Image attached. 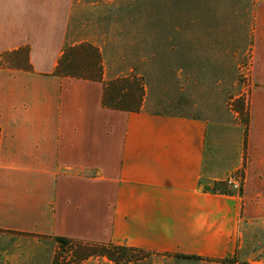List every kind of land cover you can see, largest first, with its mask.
I'll return each mask as SVG.
<instances>
[{"label": "crops", "instance_id": "obj_1", "mask_svg": "<svg viewBox=\"0 0 264 264\" xmlns=\"http://www.w3.org/2000/svg\"><path fill=\"white\" fill-rule=\"evenodd\" d=\"M72 3L0 0V248L66 236L264 264V0L253 4L246 142L237 113L110 108L103 81L56 75ZM24 47L32 69L1 62ZM235 171L241 193L207 190Z\"/></svg>", "mask_w": 264, "mask_h": 264}, {"label": "rangeland", "instance_id": "obj_2", "mask_svg": "<svg viewBox=\"0 0 264 264\" xmlns=\"http://www.w3.org/2000/svg\"><path fill=\"white\" fill-rule=\"evenodd\" d=\"M254 1L73 0L68 44H96L107 80L140 77L147 110L231 120L249 98ZM42 245H4L0 264H51L54 240ZM127 251L121 262L95 255L80 264H254Z\"/></svg>", "mask_w": 264, "mask_h": 264}, {"label": "trees", "instance_id": "obj_3", "mask_svg": "<svg viewBox=\"0 0 264 264\" xmlns=\"http://www.w3.org/2000/svg\"><path fill=\"white\" fill-rule=\"evenodd\" d=\"M1 62H5L10 66H22L32 69L29 61L28 47L13 52L2 53ZM54 73L62 76L103 81V104L107 107L126 111H140L144 107L145 87L142 79L128 75L105 80L103 54L101 49L93 42L82 41L80 43L67 44ZM237 114L242 117L241 121L245 127L246 142L249 126L248 103L245 105V102L241 101ZM207 190L220 193H233L227 187L225 181L221 180L215 181L212 187H207ZM53 238L57 243V248L51 264H80L81 261L95 255L107 257L113 262H121L122 258L128 256L127 249L150 253L137 247L122 244L87 242L66 236H54ZM175 255L182 258L203 259L196 255Z\"/></svg>", "mask_w": 264, "mask_h": 264}, {"label": "built area", "instance_id": "obj_4", "mask_svg": "<svg viewBox=\"0 0 264 264\" xmlns=\"http://www.w3.org/2000/svg\"><path fill=\"white\" fill-rule=\"evenodd\" d=\"M224 181L227 187L233 193H241L243 189L244 181H245V176L243 172L235 171L227 175Z\"/></svg>", "mask_w": 264, "mask_h": 264}]
</instances>
